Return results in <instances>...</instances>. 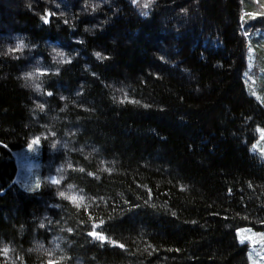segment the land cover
Instances as JSON below:
<instances>
[{
  "label": "trees",
  "instance_id": "1",
  "mask_svg": "<svg viewBox=\"0 0 264 264\" xmlns=\"http://www.w3.org/2000/svg\"><path fill=\"white\" fill-rule=\"evenodd\" d=\"M263 6L0 0V264H249ZM35 138L30 190L13 151Z\"/></svg>",
  "mask_w": 264,
  "mask_h": 264
},
{
  "label": "rangeland",
  "instance_id": "2",
  "mask_svg": "<svg viewBox=\"0 0 264 264\" xmlns=\"http://www.w3.org/2000/svg\"><path fill=\"white\" fill-rule=\"evenodd\" d=\"M264 8V6L262 7ZM255 53L250 51L247 54V70L245 71V79L247 83L252 78L249 71L258 69L255 66ZM253 82H256L253 77ZM263 84V83H262ZM256 98L261 99L258 91L254 92ZM264 129L258 130V140L254 144V149L264 157V138H262ZM36 141V143H33ZM38 138L31 140L27 147L20 150H14L17 173L15 182L24 189L36 190L45 178L42 174L41 147ZM48 181H55L53 174L46 175ZM239 241L248 247L249 264H264V229L240 228L238 230Z\"/></svg>",
  "mask_w": 264,
  "mask_h": 264
},
{
  "label": "snow or ice",
  "instance_id": "3",
  "mask_svg": "<svg viewBox=\"0 0 264 264\" xmlns=\"http://www.w3.org/2000/svg\"><path fill=\"white\" fill-rule=\"evenodd\" d=\"M145 6H147V5H145ZM42 19H45L44 17H42ZM45 22H47V20L45 19ZM262 138H264V133H262ZM33 143H36V141H34ZM56 181H53V183H55ZM90 235H94V236H96L98 239H101V240H103L104 239V237L103 236H100L99 234H97V233H95V232H93V233H90Z\"/></svg>",
  "mask_w": 264,
  "mask_h": 264
}]
</instances>
